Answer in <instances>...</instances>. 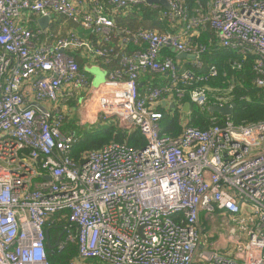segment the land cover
<instances>
[{"label":"built area","instance_id":"built-area-1","mask_svg":"<svg viewBox=\"0 0 264 264\" xmlns=\"http://www.w3.org/2000/svg\"><path fill=\"white\" fill-rule=\"evenodd\" d=\"M168 2L170 10L152 6L161 18L182 20L181 32L126 30L116 51V24L106 9L122 12L147 0H0V264H51L45 231L62 220L59 250L78 244L71 264H264V121L237 125L229 115L220 124L212 116L211 128L185 121L172 136L158 110L164 101L165 110L173 103L183 109L187 94L203 109L231 104L221 89L213 101L208 88L180 87L217 77L215 66L195 75L162 56L166 48L194 54L192 66L204 70L207 45L192 40L201 26L215 30L223 47L256 56L255 84L264 93V0H209L199 16L186 0ZM47 15L42 28L38 19ZM55 15L77 28L52 41ZM131 41L146 49L128 53ZM75 50L120 64L92 88L80 124L119 118L129 132L140 130L145 146L111 142L83 161L71 157L78 137L63 131L68 101L87 95L89 85ZM148 72L171 79L140 94ZM172 91L176 102L163 97ZM215 223L224 245L215 241Z\"/></svg>","mask_w":264,"mask_h":264},{"label":"trees","instance_id":"trees-1","mask_svg":"<svg viewBox=\"0 0 264 264\" xmlns=\"http://www.w3.org/2000/svg\"><path fill=\"white\" fill-rule=\"evenodd\" d=\"M191 15L199 16L201 12H205L209 0H186ZM164 10V9H163ZM106 11L115 21L116 31L112 46L116 51L122 48V38L126 30L137 31L138 29H156L161 33H178L183 29V21L176 19L170 21L167 18H161L158 9L149 4L131 5L122 12H115L113 8L108 7ZM64 18L55 15L54 20L50 25V30L55 35L52 41L62 37H67L76 28V23L66 20L69 27L64 29L60 22H64ZM30 28H35L34 24L29 25ZM70 33L68 34V32ZM96 39V38H95ZM193 45H207V50L201 54L205 68L199 71L192 65H189L190 70L195 75H206L209 68L215 66L218 70V76L215 78H208L205 82L192 81L191 85H183L180 87L191 91L196 87H205L209 89V94L214 101L213 95H216V89H221L229 98L230 103H235L232 121L237 124H252L264 121V93L261 88L255 84L256 72L254 65L256 63V56L246 52L245 54L223 47L220 44L218 35L215 30L209 26H201L199 33L193 37ZM144 44L134 43L131 41L128 44L127 51L132 54L136 51L145 50ZM165 55L170 56L175 63H178L177 53L164 49ZM78 62L80 71L85 73L89 81L93 79L89 68L98 67L102 70L112 71L120 68L119 60L111 57L110 62L105 59L91 55L82 50H75L72 52ZM238 64L241 67L238 68ZM145 85L140 87V94H147L149 88L159 87L164 88L168 85L171 76L161 72H148L145 74ZM232 80L235 82L232 92L226 93L230 88ZM164 98L172 101H177V93L172 91L163 95ZM79 99V98H78ZM184 103H191L189 112L183 111L182 108L175 105L170 106L166 111L163 105H159L158 110L165 113V118L162 122L163 132L172 136H178L184 129V122L187 121L189 125L199 126L202 129H208L214 126L212 116H216L220 124H223L226 117L212 112L210 109H203L191 101L187 94L182 98ZM74 108V106H72ZM117 118L100 121L95 126L82 129L74 121L66 122L63 131L67 133L75 132L78 137V142L74 145L71 157L77 161H83L85 156L94 150H99L111 142L127 143L134 147H143L146 145V140L141 134L140 130L132 132L124 131L116 124ZM67 213V212H65ZM202 219V216H201ZM66 220L54 223L46 228V236L50 237V245L47 242L48 259L51 264H71L78 256V244L68 243L63 250H59V243L66 238L65 232ZM207 230V229H205ZM58 245L54 248L56 243ZM54 249V250H53ZM86 264H107L97 258L88 259Z\"/></svg>","mask_w":264,"mask_h":264},{"label":"rangeland","instance_id":"rangeland-1","mask_svg":"<svg viewBox=\"0 0 264 264\" xmlns=\"http://www.w3.org/2000/svg\"><path fill=\"white\" fill-rule=\"evenodd\" d=\"M159 10L163 11L162 8H159ZM61 18V17H60ZM61 27L64 29H67L69 27V23L68 21H64V22H60L59 24H62ZM70 33V31L68 32V34ZM90 72L92 73V77L93 79L89 81V85L87 86V88H85V92H87L83 98H79L78 97H74L72 98L70 101H68V105L71 107L74 106V108L72 107V110L68 113V117H67V122H71L74 121L76 124L78 123L79 126H81L82 129L84 128H88L91 125H82L80 124V114L82 112V108L85 104V100L89 97L90 95V91L92 90V88L97 87L98 85H100L101 83L105 82V80L107 79V75L106 72H104L102 69L100 68H92L90 69ZM167 111L169 110V108L166 109ZM116 124L118 125V127L124 131H130L126 126H125V122L122 121L121 119L117 118V122ZM94 125V124H92ZM204 214V213H203ZM202 216V215H201ZM210 222V221H209ZM208 222V223H209Z\"/></svg>","mask_w":264,"mask_h":264},{"label":"water","instance_id":"water-1","mask_svg":"<svg viewBox=\"0 0 264 264\" xmlns=\"http://www.w3.org/2000/svg\"><path fill=\"white\" fill-rule=\"evenodd\" d=\"M149 5H152L154 3H161V5L164 7L165 10H170L171 9V6L168 2V0H147ZM51 15H47V16H43V17H40L38 19V23L39 25L42 27V28H46L50 22H51ZM176 51V50H175ZM177 58L179 59H183V58H187V57H190L191 59L195 60L196 59V55L194 54H190V53H187V52H177ZM166 106V102L164 101L163 102V107ZM175 106V104H171V107L173 108ZM190 106H191V103H185V105L183 106V110L185 112H189L190 110ZM236 106L235 103H231V104H227L225 106H220V105H217V106H213L211 107V111L213 112H216V113H219L223 116H229V115H232L233 114V111H234V107ZM75 134V133H73ZM47 242L48 244L50 245V237L49 235H47ZM58 245V242L56 243V245L54 246V248ZM54 250V249H53Z\"/></svg>","mask_w":264,"mask_h":264},{"label":"crops","instance_id":"crops-1","mask_svg":"<svg viewBox=\"0 0 264 264\" xmlns=\"http://www.w3.org/2000/svg\"><path fill=\"white\" fill-rule=\"evenodd\" d=\"M53 20V19H52ZM80 34H82V35H85V36H87V32L86 31H84L83 29H81V28H78V30H77ZM181 32V31H180ZM179 33V32H178ZM169 50H171V51H173V52H176L175 51V49H173V48H168ZM165 51V50H164ZM163 51V53H162V56H164L165 55V52ZM177 60H179V62H178V65L180 66V68H182V69H190V67H189V65H192V62L194 61L193 59H191L190 57H187V58H183V59H177ZM201 60V59H200ZM202 61V60H201ZM203 62V61H202ZM92 68H98V67H92ZM92 68H89V72H90V69H92ZM104 71V70H103ZM106 71V70H105ZM104 71V72H105ZM91 73V72H90ZM91 75H92V73H91ZM93 76V75H92ZM145 75H142V77H141V79H140V82H139V88L140 87H143V85H145V77H144ZM104 83V82H103ZM102 84V83H101ZM184 111V110H183ZM188 113V112H187ZM78 126H79V124H77ZM73 133H75V132H73ZM204 213V212H203ZM202 213V225H204L205 227H207V229H208V231H209V228H210V226H209V223H208V220L206 219V217H205V213L203 214ZM222 229L221 228H219L218 227V225L215 223L214 224V238H217L221 233H222ZM224 236H222V237H218L215 241L217 242V243H219L220 245H224V243H225V241H224Z\"/></svg>","mask_w":264,"mask_h":264}]
</instances>
